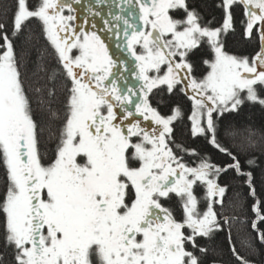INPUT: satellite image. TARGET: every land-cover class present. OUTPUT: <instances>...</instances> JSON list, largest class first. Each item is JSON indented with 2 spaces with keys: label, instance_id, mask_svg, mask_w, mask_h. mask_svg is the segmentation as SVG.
I'll list each match as a JSON object with an SVG mask.
<instances>
[{
  "label": "snow or ice",
  "instance_id": "obj_1",
  "mask_svg": "<svg viewBox=\"0 0 264 264\" xmlns=\"http://www.w3.org/2000/svg\"><path fill=\"white\" fill-rule=\"evenodd\" d=\"M215 8L219 21L193 0H0V264H222L229 175L264 246V127L221 139L228 117L264 109V0ZM237 8L249 55L225 46ZM182 123L226 161L178 142Z\"/></svg>",
  "mask_w": 264,
  "mask_h": 264
},
{
  "label": "trees",
  "instance_id": "obj_2",
  "mask_svg": "<svg viewBox=\"0 0 264 264\" xmlns=\"http://www.w3.org/2000/svg\"><path fill=\"white\" fill-rule=\"evenodd\" d=\"M218 0H193L199 6L202 14L208 19L219 21L221 13L215 8V3ZM241 11L239 8L235 10L237 20L235 32H230L225 39L227 51L235 55H249L253 53L255 45L245 40L241 36ZM30 27L35 31L37 25L33 23ZM35 59V54H33ZM187 111L189 104L182 98L178 101ZM186 123V122H185ZM185 123L178 124L176 127V139L178 142L187 145L190 148H195L198 152L206 154L211 160L218 164H223L226 157L213 149L203 138L193 139L187 131ZM229 124H251L256 128L264 127V109L259 105L247 106L243 112L236 116L228 117L221 126V139L225 144H230L229 137L225 135L224 128ZM255 188L258 198L264 199V157H260L254 171ZM222 183L229 184V191L225 197L224 207L217 206V211L222 213L223 217H237L235 221H229L223 225V230L215 237V258L222 264H239L235 256H233L231 247L234 245L240 256L253 261L254 264H264V246H261L256 234L251 229V219L254 214L251 212V205L254 202L253 198L248 194V188L238 178H233L232 175L222 179ZM229 235L232 238L233 244L228 243Z\"/></svg>",
  "mask_w": 264,
  "mask_h": 264
},
{
  "label": "flooded vegetation",
  "instance_id": "obj_3",
  "mask_svg": "<svg viewBox=\"0 0 264 264\" xmlns=\"http://www.w3.org/2000/svg\"><path fill=\"white\" fill-rule=\"evenodd\" d=\"M97 23H99V21H97ZM107 42L110 45V54L113 55L114 58L121 57L122 53L116 48L114 42L112 40H108ZM189 107H190V105H189Z\"/></svg>",
  "mask_w": 264,
  "mask_h": 264
}]
</instances>
